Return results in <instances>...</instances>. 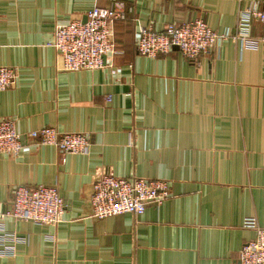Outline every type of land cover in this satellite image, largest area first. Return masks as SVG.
<instances>
[{"label": "crops", "instance_id": "1", "mask_svg": "<svg viewBox=\"0 0 264 264\" xmlns=\"http://www.w3.org/2000/svg\"><path fill=\"white\" fill-rule=\"evenodd\" d=\"M119 1L134 13L115 24L113 65L65 72L50 46L55 29L111 0H0V67L19 71L0 92V119L16 121L23 145L18 157L0 155V203L10 205L15 187L40 185L66 203L58 226L5 221L24 242L0 264H239L256 238L245 219L264 228V45L227 41L191 63L176 49L140 56L135 38L140 27L195 19L233 30L239 11L263 0ZM252 35L264 37V25ZM45 127L86 135L88 153L63 162L28 137ZM104 176L169 181L171 198L140 217L96 220L93 185Z\"/></svg>", "mask_w": 264, "mask_h": 264}, {"label": "built area", "instance_id": "2", "mask_svg": "<svg viewBox=\"0 0 264 264\" xmlns=\"http://www.w3.org/2000/svg\"><path fill=\"white\" fill-rule=\"evenodd\" d=\"M133 13V6L111 0L110 6L95 7L89 11L85 23L75 20L56 28L50 46L56 50L60 69L80 72L111 67L113 64H109V58L121 54L115 41V24L131 21L130 15ZM254 23L264 25V0L252 2L241 9L233 30L215 31L202 19L170 23L163 31L140 27L135 38V49L140 56L156 58L178 48L183 58L191 63L220 52L227 41L237 43L242 51H257L264 45V37H253ZM18 81L17 69L0 67V92L12 88ZM28 137L40 145L57 148L64 155L63 162L67 154L84 155L90 148L86 135L63 133L54 127L31 131ZM22 149L16 121L0 119V155L18 157ZM170 190L171 185L165 180L104 176L93 185L92 218L104 220L126 214L143 216L148 206L161 207L168 201L171 198ZM65 209L66 203L55 187H15L10 205L7 207L0 203V258L14 255L16 246L24 242L16 233L8 231L5 221L58 226L63 223ZM243 226L255 230L256 238L242 247L238 263L264 264V228L258 226L255 218L245 219Z\"/></svg>", "mask_w": 264, "mask_h": 264}, {"label": "water", "instance_id": "3", "mask_svg": "<svg viewBox=\"0 0 264 264\" xmlns=\"http://www.w3.org/2000/svg\"><path fill=\"white\" fill-rule=\"evenodd\" d=\"M86 21H87V17L84 19V21H83V22L85 23ZM175 49H176V50H178V48H175Z\"/></svg>", "mask_w": 264, "mask_h": 264}]
</instances>
